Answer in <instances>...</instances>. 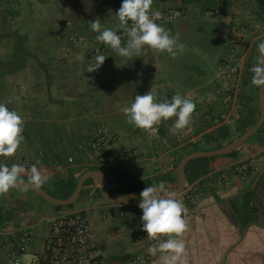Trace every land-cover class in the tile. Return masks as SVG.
Here are the masks:
<instances>
[{
    "label": "crops",
    "instance_id": "obj_1",
    "mask_svg": "<svg viewBox=\"0 0 264 264\" xmlns=\"http://www.w3.org/2000/svg\"><path fill=\"white\" fill-rule=\"evenodd\" d=\"M25 1L27 5L22 6ZM120 3L121 0H15V36L24 42L20 43L22 47L28 44L31 48L29 51L23 47L24 53L15 59V68L9 71L14 79L15 110L24 120V140L14 159L0 157V163L23 165V180H29L31 167L36 165L51 187L44 183L41 186L55 196L65 193L59 187L63 180L71 182L72 188H66L70 189L69 196L80 176L93 169L107 176L112 184L111 195L122 183L126 190L129 186L133 190L147 185L176 186V166L188 150L213 149L218 142L236 137L238 102L228 109L229 117L218 124L204 123L194 112L189 125L179 131L172 130L175 117L148 130L128 122L123 108L130 106L136 94L149 90L157 101L171 99L177 92L186 95L195 101V110L206 106L214 113L222 105L217 92L219 71L205 79L209 73L192 72L184 63V79L175 81L168 77L180 75L179 61L167 52L146 47L141 56L128 59L114 56L107 48L102 53L106 59L100 69L87 71L96 56L90 53V47L98 42L90 20L98 18L103 26L119 30L114 11ZM170 6L190 7L191 13L185 16L192 15L158 21L170 34L175 35L179 27L191 26L196 30L199 25H211L225 38L238 60L244 53L240 49L242 42L250 40L251 52L261 36L259 13L264 14V0H153L152 4L157 10ZM207 10L214 14H206ZM176 21L181 22L173 23ZM244 75L243 71V78ZM195 78L204 79L195 83ZM0 100L6 104L11 98L1 93ZM102 122L119 136L115 149L123 154L112 163L96 162L87 146ZM227 126L234 131L229 137L220 133ZM177 134L182 136L180 142L175 139ZM163 138L170 139V145L163 143ZM263 147L264 129L236 153L211 156L197 176L189 178L186 171L185 190L172 196L181 198L192 183L206 180L218 169ZM87 180L77 200L61 207L30 189L16 187L0 194V225L4 226L0 228L1 247L15 229H31L58 209L83 210L90 218L104 264H124L130 260L134 264H164L161 252L150 254L148 248L152 245L135 232L139 216L131 205L139 197L110 202L98 182ZM184 204L187 211L182 215L187 228L180 237L185 243L184 264H264V162L259 170L243 178L233 177L228 186L206 188L197 202ZM26 215L38 217L33 222ZM116 243L121 245L114 246ZM136 256L143 257L136 260Z\"/></svg>",
    "mask_w": 264,
    "mask_h": 264
},
{
    "label": "clouds",
    "instance_id": "obj_2",
    "mask_svg": "<svg viewBox=\"0 0 264 264\" xmlns=\"http://www.w3.org/2000/svg\"><path fill=\"white\" fill-rule=\"evenodd\" d=\"M153 0H121L120 7L114 12L119 20L118 27L124 30L127 39L122 43L121 34L114 28L105 27L98 18L90 20V28L96 32L95 39L107 45L114 56L132 58L141 56L145 48L167 52L175 57L178 50L182 51L184 44L179 41V34L172 35L163 24L157 23L161 13L152 8ZM112 13V10H109ZM129 21L131 24L129 25ZM264 57V43L259 46ZM106 55L100 53L94 58V63L87 66V71L100 69ZM253 76L251 83L257 87L264 86V60L251 66ZM196 103L190 97L175 93L171 99L157 101L152 90L136 94L130 106L123 108L129 123L145 130L151 129L162 120L175 117L172 130L184 129L192 120ZM24 120L15 109H10L0 100V157L13 155L21 142ZM24 166L13 163L11 166L0 163V194L7 193L10 188H16L21 183ZM47 176L36 165L31 167L29 180L33 186L45 183ZM165 192L163 185H147L139 193L138 207L140 228L146 231L149 239H155L158 244L150 246L148 252L155 255L159 250L164 264H184L185 243L180 237L187 228L182 215L183 203ZM127 202L125 198H121ZM166 236V239H162Z\"/></svg>",
    "mask_w": 264,
    "mask_h": 264
},
{
    "label": "built area",
    "instance_id": "obj_3",
    "mask_svg": "<svg viewBox=\"0 0 264 264\" xmlns=\"http://www.w3.org/2000/svg\"><path fill=\"white\" fill-rule=\"evenodd\" d=\"M158 11L161 13L158 21L176 20L191 13L190 7L186 6H170ZM206 14L212 15L214 12L207 10ZM117 31L121 34L123 42L127 38L126 33L121 28ZM72 39L76 40L74 37ZM107 48H109L107 45L98 41L90 47L89 51L92 55H97L103 53ZM246 61L247 54L242 55L239 60L232 53L222 58L217 83V92L222 108L210 113L208 107L203 106L194 111L195 116L202 119L204 123L213 124L225 121L229 117L228 109L234 105L242 91L239 89V83ZM118 137V132L106 123L102 122L97 125L87 144L93 152L96 162L112 163L122 156L123 153L115 149ZM175 139L180 142L182 140L181 134H177ZM163 143L170 145L171 142L170 139L163 138ZM16 153L4 158L12 159ZM72 160L73 156H70L69 161ZM263 162L264 147L259 152L251 153L224 168L218 169L206 180L192 183L182 197L178 199L184 205L183 211H187L184 201L195 203L206 188L228 186L233 177L243 178L249 172L259 170ZM137 201L138 199L131 205V208L139 216L135 232L154 246L158 244V241L149 239L146 231L140 228L142 210L138 207ZM44 224L47 227L42 233L36 234L29 228H19L12 232L11 236L3 243L8 264H104L94 238L90 218L86 212L58 209L45 217ZM161 238L166 239V236ZM142 257L136 256V260Z\"/></svg>",
    "mask_w": 264,
    "mask_h": 264
},
{
    "label": "rangeland",
    "instance_id": "obj_4",
    "mask_svg": "<svg viewBox=\"0 0 264 264\" xmlns=\"http://www.w3.org/2000/svg\"><path fill=\"white\" fill-rule=\"evenodd\" d=\"M27 3H28L27 1L22 2V6L27 5ZM262 16L264 17V14L259 13L260 24L262 25V27L258 29V32L261 35L259 38L260 40L264 37V19L262 18ZM224 19L226 20V18ZM225 20L224 23L226 24L227 20L226 21ZM180 22L176 21L173 23H180ZM218 26L219 24L217 25V27ZM178 29H175L176 30L175 34L177 33L179 34V41L184 44L183 50L182 51L178 50V54L175 57L176 62L179 61L177 66L179 67V72L181 76L178 74L176 76V74H174L175 75L174 78L173 77H168V78L173 79L175 81L177 80V78L184 79L182 76L184 72V68L182 67V64L184 63L190 66L189 68H191L190 70L192 72L193 70L196 72L204 70L205 74L209 73V75L205 77V79H208L212 75L217 74L219 71L218 66L220 65V58L222 56L225 57L226 55L231 53L228 45H226L225 38L221 37L218 34V32H216V29L208 24L199 25V28H196V30H193L191 26H189L188 28L186 27L185 29L179 27ZM214 29H215V33L213 31ZM184 30H190V32ZM247 42L249 43L243 41L240 46V49L244 51L243 55L249 53L247 57V63L249 64L260 63V56L258 52V45H259L258 43H260V41L259 42L257 41L253 44L254 48L253 51L251 52H249L250 40H248ZM20 43H24V42H22V39L18 40V38H16L15 36V0H0V94L2 93L4 94V96L11 98V101L6 103V105L10 109H15V96L13 95L15 86H14V79L10 76L9 71L13 67L15 68V59L21 58L22 53H24L23 47L24 49H28L29 51L31 50L28 44H24L22 47ZM244 74L245 77L244 78L242 77L239 83V89H242V92L244 93V98H240L238 96L236 101L238 103L236 104L235 107L237 112L239 113L238 117L240 114L245 112L243 104L246 105L247 107L254 106L256 108L258 106V87L251 83L253 72L250 66L246 69ZM203 79L204 78H195L196 81L195 83L203 82ZM251 97L253 98L252 101H250ZM224 129L227 132H229L227 134L228 137L234 133V131L231 130V127L229 126H227ZM263 129H264V123H263V128L261 130ZM222 130L223 128H221L220 131L222 132ZM259 132L260 131L256 132L255 134H259ZM239 134H240L239 130L236 129V136H238ZM254 135H252L249 138V140L252 139ZM2 158L3 157H1V159ZM14 158L15 157H13L12 159ZM49 173L50 176L53 175V173L51 172ZM44 184L47 187L48 186L51 187L50 184L46 181ZM82 198L83 197L81 196L79 198V201H81ZM37 217L38 215H34V216L26 215L25 218H29L31 221L34 222L37 219ZM1 227H4L3 224L0 225V228ZM46 227L47 225H45L43 220H41L37 222L36 225L32 226L31 229L37 234L38 232L42 233L46 229ZM2 238L3 236H0V264H8L7 259L4 256L5 249L1 247ZM119 245L121 244L116 243L114 246H119ZM113 252H115V250ZM134 263L135 262H133V260H130L129 262H125L124 264H134Z\"/></svg>",
    "mask_w": 264,
    "mask_h": 264
},
{
    "label": "water",
    "instance_id": "obj_5",
    "mask_svg": "<svg viewBox=\"0 0 264 264\" xmlns=\"http://www.w3.org/2000/svg\"><path fill=\"white\" fill-rule=\"evenodd\" d=\"M261 43H264V37L261 39L259 45H258V52L260 56V62L264 60V57L261 56L260 51H259V46ZM251 67L252 64L245 63V68L244 72L246 71L247 67ZM245 77V76H244ZM258 107H259V115L257 120L252 124L249 128H247L245 131H243L241 134L233 138L231 141L225 143L224 145L214 148V149H209V150H193L185 155H183L179 162L177 163L176 166V172L178 175V181L176 186H163L165 189V192L162 194H170V195H177L181 194L185 190V185H186V165L187 163L194 159V158H199V157H211V156H217V155H226L232 153L234 150L240 148L246 141L254 135L263 125L264 123V86L258 87ZM92 178L98 184L102 187L103 189V195L106 198V200L110 202H124L121 198H125L126 201L132 200L134 198L139 197V193L141 190L144 188H139L136 190H132L128 193L122 194V195H111L110 193V188L112 184H110L107 176L103 174L101 171L93 169L89 170L85 173H83L75 187V189L72 191V193L67 196V197H57L53 194H51L49 191H47L43 186H33L31 184V181L29 180H23L21 179V183L18 186L19 188H25V189H30L38 193L42 198L47 200L50 203H53L55 205L59 206H65V205H70L73 204L77 198L79 197L83 186L84 182L88 179ZM15 214V212H14Z\"/></svg>",
    "mask_w": 264,
    "mask_h": 264
},
{
    "label": "trees",
    "instance_id": "obj_6",
    "mask_svg": "<svg viewBox=\"0 0 264 264\" xmlns=\"http://www.w3.org/2000/svg\"><path fill=\"white\" fill-rule=\"evenodd\" d=\"M261 41L260 39L258 40V42ZM254 65V64H252ZM240 98H244V93L241 91L239 94ZM253 98L251 97L250 101H252ZM243 107L245 109V112L240 114L239 117L236 119V129L239 130L240 134L245 131L247 128H249L252 124H254V122L257 120L258 115H259V107L257 106L256 108L254 106L251 107H247L246 105L243 104ZM263 128V125L261 126V128L258 131H261V129ZM257 131V132H258ZM221 135L223 136H227V134L229 132H227L224 128L222 130V132L220 131ZM233 138H228L225 142H218L216 144V146L214 148L220 147L222 145H224L225 143L231 141ZM213 148V149H214ZM194 149H190L187 151L190 152ZM237 149L234 150L231 154L236 153ZM211 157H199V158H194L192 160H190L187 165H186V171L187 174L189 176V178H193L195 176L198 175V172L200 170L201 167H204L205 163L208 162L210 160ZM90 180H87L86 182H88ZM122 181H125L124 179H122ZM71 182L68 181H64L59 183V187L62 188V191H65V193L63 195H57V197H65L68 195V193L70 192V189H66L67 187L72 188V185H70ZM126 186L125 183H122L118 189L116 191L113 192L114 195H122L125 194L129 191H132L133 188L131 186H129L126 189H124ZM56 207H61L59 205H57Z\"/></svg>",
    "mask_w": 264,
    "mask_h": 264
},
{
    "label": "flooded vegetation",
    "instance_id": "obj_7",
    "mask_svg": "<svg viewBox=\"0 0 264 264\" xmlns=\"http://www.w3.org/2000/svg\"><path fill=\"white\" fill-rule=\"evenodd\" d=\"M259 44V43H258Z\"/></svg>",
    "mask_w": 264,
    "mask_h": 264
}]
</instances>
